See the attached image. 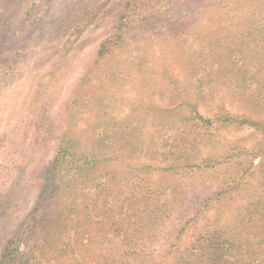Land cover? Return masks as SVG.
Masks as SVG:
<instances>
[{
    "label": "rangeland",
    "instance_id": "1",
    "mask_svg": "<svg viewBox=\"0 0 264 264\" xmlns=\"http://www.w3.org/2000/svg\"><path fill=\"white\" fill-rule=\"evenodd\" d=\"M263 46L264 0H0V264H264Z\"/></svg>",
    "mask_w": 264,
    "mask_h": 264
},
{
    "label": "trees",
    "instance_id": "2",
    "mask_svg": "<svg viewBox=\"0 0 264 264\" xmlns=\"http://www.w3.org/2000/svg\"><path fill=\"white\" fill-rule=\"evenodd\" d=\"M259 32H262V29H259ZM264 47V46H263ZM110 52H108V49L104 48V44L102 45V48H100L98 50V57H101L102 60H105L106 57H108ZM214 54L209 53L204 59L203 61H205L207 63V60L210 58H213ZM202 61V62H203ZM233 70V69H231ZM260 71L259 69H257V72L255 73L254 77H258ZM258 81L261 82V79H258ZM184 104H188L191 108L189 115H192V118L194 121H196L194 124H196V126L201 127L205 130H209L210 127L214 126L217 124V127L219 126H224L226 125L228 122V124H230L232 122V120H238L241 123H246L249 126H253L257 129H259L262 125L261 122L259 121H253L251 119H242V116H238L235 115L233 113H231L230 111H228L227 109H222L221 111H219V113H216L214 115V117L210 118L207 116H204L203 114H201L197 109H195V104L190 103L189 101H182L180 103L179 106H182ZM106 136V135H105ZM105 136H100L101 138H97L92 142V145L90 146V149H94L95 145L97 144H102L103 140H105ZM108 136V135H107ZM79 142L77 143V141L73 140V141H67V144L65 147L66 149V156L65 158H57L54 160L53 165L51 166L50 171L47 174L46 177V186L45 187H54L55 184L56 186H58V182L59 180H61L63 182L64 185H68V183H72L74 181H81L82 184H85V182H87L88 180H94L95 178V173L93 169H84L83 173H78V172H72L70 169L67 168L68 166L71 164L69 161V157H72L75 155V153L73 152L74 148L76 146H78ZM105 146H107L105 144ZM66 170L65 173H63V171ZM82 170V169H81ZM68 177V179H67ZM65 178V179H64ZM59 187V186H58ZM220 245V244H219ZM209 246V252H208V256L206 258H204L202 261V264H218L219 259H218V255L215 253L214 254V249L212 251V244L211 245H207V247ZM216 247V246H214ZM198 257L194 258V260L192 262L196 263L199 258Z\"/></svg>",
    "mask_w": 264,
    "mask_h": 264
}]
</instances>
